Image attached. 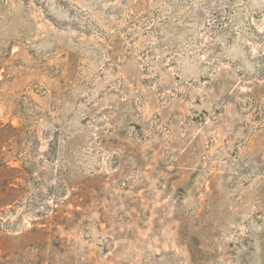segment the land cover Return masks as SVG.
Returning <instances> with one entry per match:
<instances>
[{
  "label": "rangeland",
  "instance_id": "obj_1",
  "mask_svg": "<svg viewBox=\"0 0 264 264\" xmlns=\"http://www.w3.org/2000/svg\"><path fill=\"white\" fill-rule=\"evenodd\" d=\"M0 264H264V0H0Z\"/></svg>",
  "mask_w": 264,
  "mask_h": 264
}]
</instances>
